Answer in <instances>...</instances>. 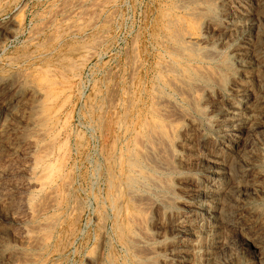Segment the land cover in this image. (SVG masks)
Segmentation results:
<instances>
[{"label":"rangeland","instance_id":"1","mask_svg":"<svg viewBox=\"0 0 264 264\" xmlns=\"http://www.w3.org/2000/svg\"><path fill=\"white\" fill-rule=\"evenodd\" d=\"M102 1L104 5H101L103 4ZM196 1L0 0V131L2 130L0 132V264H206V262H204L206 259H204L203 255L201 254H203V250L204 252H212V249L215 245H217L216 249L218 250L213 251L212 253V256L215 257V259L212 257V264H264V128H262L264 127V121L261 123V125L263 124L262 126H260V124L253 125L251 127L248 126L245 129L247 132L244 130L245 133H243L241 137L242 140L238 143V149L241 147V150L239 149L240 152L238 155H243L242 157L246 161H251V164L248 162L251 165L250 170H252V174L256 175L258 183H261V185L258 184V186L252 188L250 191L248 190V192L241 190V188L236 190L237 195L239 196L238 198L240 199L239 200L237 198L238 201H243V203H245L247 206L244 212V214L247 216L245 217L246 220L244 219L241 221V223L236 227L223 231L226 232V234L222 232L224 235L220 234L218 238L219 240L216 239L217 242L215 241V244H213L211 238V240L209 238H205L203 245L204 248L197 251H192L193 249L191 251H184L181 249L180 244L182 243L179 241L181 240V230L175 227V225L183 219V215H185V212L188 209L185 208V206L189 207L188 204H190L192 201L191 198H193V196L191 193H194L192 191L200 185L199 181L201 177H203V174L210 170L208 166L209 164L204 159L207 157L205 155L211 156V154L216 149V146H218V141L222 139V128L221 126L219 127V125L224 115L219 111L218 106L215 105L220 99H222L220 101H228L229 99L234 98L235 95L239 96L242 93V90L246 87H249V85L253 88L252 90L256 89L258 87L259 80L262 81V86L259 88V92H263L264 89V58H262L263 61L261 60L258 66H254V68L243 66L242 63H238V60L236 61L235 58L238 55L236 50H238V42L240 47V41L236 40V42H231L232 44L230 43L229 46H232L233 49L229 47L226 49L228 53L233 54L232 57H227L226 55H224V57H204L207 49L209 46H211H206L207 44H205V42L211 39L210 37L213 34V29L218 25L217 22H224V17H226L225 11H229L231 9L233 4V2H231L232 0H220V5H216V3L211 2L210 4L205 0ZM197 8L204 10L206 9V11H208V13L210 12L211 14H208L209 20H206V23H201L199 30L193 31L188 24V14L192 11V9L195 10ZM92 9L93 11H91ZM112 11L114 14H112ZM143 14L145 16H143ZM79 17L82 18L78 19ZM171 21L172 25H169L168 23ZM208 27H210L209 30L206 29ZM211 27L214 28L212 29ZM73 28L76 31H74ZM184 29L186 32L183 31ZM174 30H178L179 32L182 31L181 34L187 33L188 31L193 33L195 37L202 41H200L201 45H199L200 51L197 54L189 55L182 62L173 57L172 54H170L171 50L173 48L180 47L177 43H175V40L179 41V39L173 37ZM205 32L207 33L206 35ZM97 36L99 39L102 36L101 40L95 39ZM228 37L229 36H226V39L230 38ZM135 39L137 41H135ZM205 39L207 40L205 41ZM130 41H134V43H131ZM95 43H98L99 45ZM162 43H164V45ZM38 44L41 45L39 46ZM170 45L171 48H168ZM219 48L222 47L219 46ZM125 52L127 53L125 54ZM126 60L128 61L126 62ZM166 61H168L167 63H172L174 66H179L178 68L181 71H179V74L177 75L178 79L176 76L169 73L168 76H165L163 68H161L159 65H162L163 67ZM180 63L182 65H180ZM203 65H205V68L206 66H210L212 68H207L208 71H210L209 73L211 76L209 75L207 69L205 70ZM131 67L133 68V72H136L135 74L133 72L131 74ZM196 68L198 70H196ZM215 69L216 71L218 70V73L215 72ZM252 69H254V71ZM256 69L260 71L257 72ZM57 70L61 72V76ZM199 71H201V73ZM194 73H196V75L199 73L200 75L196 76ZM113 74L116 76H113ZM63 75L64 77H62ZM245 75H250V80H252L254 76V79L247 82L244 77ZM255 75L258 78L261 76V78L258 79ZM130 76L132 78L134 77L132 81L129 79L131 78ZM168 79L171 82L177 79V82H179L178 87L180 91L178 88L172 86ZM7 82L10 84L9 87H7L9 85ZM217 82L219 84L216 85ZM196 84H198L199 87ZM218 85L221 86L219 87ZM111 86H113V88ZM181 88L185 91H182ZM196 91L198 95L196 94ZM216 91L220 94H218ZM11 93L13 96H11ZM115 93H117L116 96ZM189 93L192 95L190 96ZM46 94L49 95L47 96ZM177 94L178 96L180 94V96L178 97ZM152 95L154 96V99H151ZM196 95L198 96V100ZM237 96H235L234 100H237ZM257 96L258 100H260V107L264 111V97H259V93ZM112 97L115 98L112 99ZM157 97L158 99H156ZM164 97H166L167 102ZM50 99H52L53 102H51ZM214 100H217V102ZM22 101L25 103L23 105L24 107L22 106ZM48 101L50 102L48 103ZM64 102L66 104H64ZM171 103H173L174 106ZM58 107H61V109ZM154 107L161 108L160 111L162 114H158L159 109H154ZM168 108H172V112L170 111L168 113L166 111V109L169 111ZM153 109L157 110V113H155ZM55 111H57V113ZM175 113L176 117H178V119L175 118L176 121L172 120L173 118L171 119V117H173L172 114L175 115ZM166 114H170L172 116H166ZM183 114L185 116H183ZM39 115H41V120L40 117H38ZM120 117H122L124 120V127H117L118 125L116 126V123H119L118 121ZM38 118L40 123L39 121L37 122ZM169 118L170 120H168ZM108 119L112 120L111 123L108 122L107 124V121H109ZM155 119L156 121H154ZM145 121L148 122L147 124H149L148 130L146 129L147 124ZM159 121L161 123H159ZM163 122L168 124H164ZM102 123H104V125ZM215 124H217V127H215ZM86 125H89V128ZM110 125L111 130L109 129ZM162 125L163 127L167 125L166 128L171 130L169 133L171 134V137L173 136L172 138L170 137V134L165 131L166 128H162ZM60 127L62 128L59 131L61 135L57 132ZM173 127L174 130L171 129ZM39 128H41V130H39ZM152 128H154L155 131L152 130ZM255 129H257V131H255ZM44 130L47 132L45 133ZM197 130L198 132H195ZM31 131L33 134H31ZM107 131L108 133L110 132V135L107 133ZM148 131H151L153 135L152 138L151 133ZM114 132L115 135L112 136ZM136 132L140 133H138L140 138L137 136V139H139V147H137L138 145H135V143H137V140L135 142ZM42 133H45L46 135ZM37 134L40 136L43 135L41 136L43 139L41 140V138H38L40 136ZM122 134L124 136H122ZM34 136H36V138ZM53 138L57 140L55 141ZM182 138L186 139L183 140ZM63 139L64 142H62ZM156 139L167 142L162 144V141L159 143L160 141H156ZM170 139L173 140L170 142ZM48 140L49 145L47 143ZM111 140L114 141L111 143ZM50 141H52V144L53 141L54 143L58 141L59 142L56 145L53 144L55 145L53 146ZM61 142L64 145L60 144ZM141 142L143 144V148L140 146L142 145ZM156 142L158 143L157 145ZM151 143H153V147L150 146ZM59 144L61 146H59ZM179 144L182 146L184 145V147L182 148V146ZM44 145L47 146L44 147ZM128 145H130V147H128ZM165 145H168L167 147L168 149L170 147V149L167 150ZM48 146L49 148L50 146L53 148H50L49 150ZM57 146L62 149H60V152L58 151L59 153L57 152ZM40 147H44L46 150L48 149L49 152L46 154L45 152L48 150L46 151ZM64 147L66 149L63 150ZM101 147H103L102 150ZM108 147L111 148L109 149L110 152L107 151ZM189 147L190 149H188ZM98 148L100 149L98 150ZM132 148L134 150H132ZM86 149H88L89 152ZM103 149L106 151H103ZM145 150L152 152L149 153ZM162 150L164 151V154ZM192 150L193 152H191ZM42 151L45 153L44 155L40 154L43 153ZM50 151H52L51 153L53 155H49ZM189 151L194 154L192 155ZM203 152L205 154H203ZM259 153L261 154L259 155ZM39 154L42 157H45V155L49 156L45 159L40 157L41 160H38ZM150 154H153L155 158L150 157ZM147 155L148 157L146 158ZM198 155H201V160ZM255 155H259L261 158L259 156L255 157ZM56 156H58V158H56ZM104 156H106V158ZM159 156L162 159H166L162 160L159 158ZM253 156L255 157V160ZM59 157L63 159H60ZM142 157L145 158V161ZM51 158L52 160H50ZM152 159H155L154 163ZM202 159L206 164L202 161ZM156 160H159L160 162H157ZM36 161H38L39 164H37ZM34 162L36 163V167L34 166ZM146 162H148L150 165H148ZM49 163L52 165L49 166ZM169 163L172 169H170L171 167H169ZM193 163H197L195 168H192L194 167ZM159 164L163 169L165 167V170L160 168ZM52 166H54V168ZM60 166L62 167L61 169ZM167 166L169 167V170ZM70 170H72V172ZM254 171L256 172L253 173ZM54 173H56L58 176ZM152 173L154 176L151 175ZM50 175L51 178L49 180L51 182L48 180ZM112 176L117 179V188L112 186ZM67 179L69 180L67 181ZM70 179H72V181ZM43 180L45 182H43ZM152 182L154 183L152 184ZM155 183L158 184L155 186ZM39 184L43 187L41 188ZM66 184L70 185V188ZM171 189L174 192H172ZM50 190L53 192L55 191L56 193H54L56 195L53 196L54 193ZM68 190L72 191L73 193L71 194V192ZM152 190L153 192H151ZM101 194H103V196ZM239 194L242 196L240 197ZM48 196L50 198H48ZM113 196L115 198H113ZM134 196L140 201L133 199ZM137 196H142L145 198V200L144 198L141 199ZM147 196L149 198L151 197L152 200H149ZM159 197L162 201L166 202L165 200H167V202L164 203L160 201ZM73 198L76 199L74 202ZM134 200L136 203H134ZM77 201L78 203H82H79L80 206L82 205V209ZM147 201H150V204ZM236 202L237 201L235 200L234 204L238 203ZM141 203L142 205H140ZM180 205L181 207H179ZM138 206L140 208L142 207L141 209L143 210L139 209ZM247 208H249V210ZM173 211H175V213H173ZM134 213L135 215H133ZM128 214H131V216H128ZM135 216L136 220L139 219L137 220V223L135 222L136 220H134ZM129 219H131V222ZM52 220H55V222ZM132 221H134V223H132ZM46 223H50V226ZM39 224V228L41 230L38 229L37 225ZM243 224H245L247 227H244L245 225ZM44 225L45 227L48 225V228H45ZM261 226L263 227L260 228ZM35 227H37V229H34ZM50 227L51 229H49ZM239 227L242 229L239 230ZM258 227L260 229H258ZM176 230H178V232H176ZM50 234L52 235L50 236ZM39 235H41L40 239ZM36 237L39 239L38 241L41 240L42 243L39 242L38 244L37 239H35ZM136 238L140 239L142 242ZM30 239H33V241L35 240L36 242L34 241V243H36V245L33 244V241L31 242ZM134 240H138L139 242H135ZM143 241L145 243H143ZM134 244L137 246L135 245L134 247ZM133 249H136L137 252ZM153 250L155 251V254H152ZM149 252L151 255L148 254ZM261 253L263 255H261ZM190 254L193 256V258L190 256ZM197 257H201L200 259L198 258L200 261L196 260ZM189 258H192V261ZM213 260L215 261L213 262Z\"/></svg>","mask_w":264,"mask_h":264},{"label":"bare ground","instance_id":"2","mask_svg":"<svg viewBox=\"0 0 264 264\" xmlns=\"http://www.w3.org/2000/svg\"><path fill=\"white\" fill-rule=\"evenodd\" d=\"M155 1V0H154ZM164 1V0H163ZM196 1V0H195ZM205 1H207V2H211V3H216V5H218L219 4V1L220 0H205ZM223 1V0H222ZM227 1V0H226ZM166 2H168V1H166ZM179 2H181V1H179ZM178 2V3H179ZM197 2V1H196ZM231 2H233V4H232V6H231V9L229 10V11H225V15H226V17H224V22L222 23V22H217L218 23V25H217V27L216 28H212L213 29V34H212V36L210 37L211 39H209L208 41H206L207 39H205V44H207L206 46H209V45H211V46H209V48L207 49V52L205 53V58L207 57V58H211L212 56L213 57H215V56H219V57H224V55H226L227 57H232L233 56V54H230V53H228L227 51H226V49L229 47V48H232V46H229L230 45V43L231 42H236V40L237 41H240L241 42V44H240V47H239V42H238V50H236L237 51V57L235 58V60L238 62V63H242L243 64V66H249V67H253L254 68V66L256 67V66H258V64L260 63V61L262 60V58H264V0H248V1H246V0H232ZM102 3H103V1H102ZM210 3V4H211ZM95 4V3H94ZM100 4V3H99ZM192 4V3H191ZM190 4V5H191ZM228 4H229V2H228ZM96 5H98V4H96ZM101 5H104V3L103 4H101ZM106 5V4H105ZM116 5H118V4H116ZM177 5V4H176ZM195 5V4H194ZM214 5V4H213ZM220 5V4H219ZM223 5V4H222ZM93 6V5H92ZM164 6V5H163ZM170 6V5H169ZM113 7V6H112ZM121 7V6H120ZM162 7V6H161ZM175 7V6H174ZM186 7V6H185ZM221 7V6H220ZM228 7H229V5H228ZM80 8V7H79ZM168 8V7H167ZM179 8H180V6H179ZM182 8H183V6H182ZM187 8V7H186ZM232 8H235V9H232ZM185 9V8H184ZM210 9V8H209ZM229 9V8H228ZM145 10V9H144ZM144 10H143V12H144ZM91 11H93V9L91 10ZM100 11V10H99ZM114 11V10H113ZM113 11H112V14H114L113 13ZM214 11V10H213ZM92 13V12H91ZM121 13V12H120ZM120 13H119V15H120ZM93 14V13H92ZM111 14V15H112ZM118 14V13H117ZM139 14V13H138ZM208 14H211L210 12L208 13V11H206V9L204 10V9H195V10H193L192 9V11L188 14V16H189V27H191V30H193V31H197V30H199L200 29V27H201V23H204L206 20L208 21L209 20V15ZM217 14V13H216ZM223 14H224V11H223ZM91 15V14H90ZM122 15V14H121ZM96 16V15H95ZM143 16H145L144 14H143ZM149 16H151V15H149ZM215 16V15H214ZM224 16V15H223ZM80 18H82V17H79L78 19H80ZM111 18H112V16H111ZM111 18H109V19H111ZM144 18V17H143ZM180 18V17H179ZM211 18V17H210ZM90 19V18H89ZM105 19V18H104ZM114 19V18H113ZM121 19V18H120ZM182 19V18H181ZM93 20V19H92ZM81 21V20H80ZM79 21V22H80ZM96 21V20H95ZM108 21V20H107ZM106 21V22H107ZM117 21V20H116ZM223 21V20H222ZM86 22V21H85ZM124 22V21H123ZM174 22H175V20H174ZM210 22H212V21H210ZM215 22V23H216ZM115 23V22H114ZM120 23V22H119ZM149 23H150V21H149ZM172 23V21L170 22V23H168L169 25H172L171 24ZM177 23V22H176ZM206 23V22H205ZM71 24V23H70ZM79 24V23H78ZM167 24V25H168ZM209 24V23H208ZM213 24V23H212ZM215 25V24H214ZM92 26V25H91ZM114 26V25H113ZM143 26V25H142ZM148 26V25H147ZM210 26V25H209ZM70 27V26H69ZM178 27H180V26H178ZM125 28V27H124ZM149 28V27H148ZM172 28V27H171ZM209 28L210 27H208V28H206V29H208L209 30ZM58 29V28H57ZM74 29V28H73ZM123 29V28H122ZM169 29V28H168ZM204 29V28H203ZM78 30V29H77ZM68 31H70V30H68ZM74 31H76L75 29H74ZM73 31V32H74ZM122 31V30H121ZM148 31V30H147ZM183 31H185V29L183 30ZM71 32V31H70ZM106 32V31H105ZM116 32V31H115ZM167 32V31H166ZM182 32V31H181ZM181 32H179L178 30H174V32H173V37L174 38H176V39H179V41L178 40H175L176 42L175 43H177L180 47L179 48H173L172 50H171V53L170 54H172V56L173 57H175L177 60H179V61H184L189 55H193V54H197L199 51H200V49H199V45H201V43H200V39L199 38H197V37H195L194 35H193V33H191L190 31H188L187 33H182L181 34ZM186 32V31H185ZM210 32H212V31H210ZM209 32V33H210ZM203 33V32H202ZM61 34V33H60ZM62 34H63V32H62ZM61 34V35H62ZM137 34V33H136ZM207 33L205 32V35H206ZM72 35V34H71ZM127 35V34H126ZM230 35H232V36H230ZM59 36V35H58ZM77 36V35H76ZM160 36V35H159ZM163 36V35H162ZM226 36H229L228 38L229 39H226ZM70 37V36H69ZM102 37V36H101ZM101 37H100V39H99V37L97 36V38H95V39H99V40H101ZM136 37V36H135ZM147 37H148V35H147ZM171 38H172V35H171ZM59 39V38H58ZM49 40H52V39H49ZM49 40H47V41H49ZM149 40V39H148ZM173 40V39H172ZM135 41H137L136 39H135ZM145 41V40H144ZM178 41V42H177ZM102 42V41H101ZM131 43H134V41L132 42V41H130ZM142 42V41H141ZM202 42V41H201ZM100 43V42H99ZM154 43V42H153ZM42 44V43H41ZM40 44V45H41ZM60 44V43H59ZM95 44H98V43H95ZM101 44V43H100ZM163 45H164V43H162ZM202 44H204V43H202ZM232 44V43H231ZM39 45V44H38ZM39 45V46H40ZM57 45H58V42H57ZM91 45V44H90ZM94 45V44H93ZM99 45V44H98ZM182 45H183V48H182ZM36 46V45H35ZM135 46V45H134ZM137 46V45H136ZM140 46V45H139ZM150 46V45H149ZM219 46H221L222 48H219ZM95 47V46H94ZM167 47V46H166ZM202 47V46H201ZM235 47V46H234ZM128 48V47H127ZM127 48H126V50H127ZM130 48V47H129ZM168 48H171V45H170V47H168ZM236 48V47H235ZM57 49V48H56ZM134 49H135V47H134ZM133 49V50H134ZM158 49V48H157ZM160 49V48H159ZM167 49V48H166ZM233 49V48H232ZM90 50V49H89ZM94 50V49H93ZM235 50V49H234ZM234 50H231V51H234ZM34 51V50H33ZM92 51V50H91ZM128 51V50H127ZM162 51V50H161ZM164 51V50H163ZM230 51V52H231ZM235 51V52H236ZM93 52V51H92ZM165 52V51H164ZM40 53V52H39ZM88 53H90V52H88ZM127 52H125V54H126ZM133 53V52H132ZM232 53V52H231ZM41 54V53H40ZM92 54V53H91ZM94 54V53H93ZM100 54V53H99ZM115 54V53H114ZM236 54V53H235ZM30 55V54H29ZM62 55V54H61ZM134 55H135V53H134ZM22 56H24V55H22ZM39 56V55H38ZM37 56V57H38ZM47 56V55H46ZM88 56H90V55H88ZM126 56V55H125ZM26 57V56H25ZM148 57V56H147ZM155 57V56H154ZM203 57V56H202ZM89 58V57H88ZM134 58V57H133ZM139 58V57H138ZM137 58V59H138ZM157 58H159V57H157ZM196 58V57H195ZM66 59V58H65ZM129 59V58H128ZM170 59V58H169ZM225 59V58H224ZM11 60H12V58H11ZM30 60V59H29ZM176 60V61H177ZM190 60H194V59H190ZM189 60V61H190ZM196 60V59H195ZM57 61V60H56ZM61 61V60H60ZM63 61V60H62ZM125 61V60H124ZM128 60H126V62H127ZM133 61H134V59H133ZM188 61V60H187ZM221 61V60H220ZM220 61H218V62H220ZM263 61V60H262ZM136 62V61H135ZM168 61H166V63H167ZM133 63V62H132ZM158 63V62H157ZM165 63V65L162 67V65H159V66H161V68H163V72H164V74H165V76H168V73L169 74H172V75H174V76H176L177 77V79H178V74H179V71H181V70H179V66L177 67V66H174L172 63H167L166 64ZM38 64V63H37ZM70 64V63H69ZM126 64H128V63H126ZM140 64V63H139ZM226 64H227V61H226ZM71 65H72V63H71ZM74 65V64H73ZM180 65H182L181 63H180ZM232 65V64H231ZM80 66V65H79ZM79 66H77V67H79ZM119 66V65H118ZM117 66V67H118ZM122 66V65H121ZM148 66V65H147ZM184 66H186V65H184ZM205 65H203V67H204ZM217 66V65H216ZM234 66V65H233ZM232 66V67H233ZM238 66H240V65H238ZM261 66V65H260ZM259 66V67H260ZM192 67L194 68V66L192 65ZM208 67H210V66H208ZM207 66H206V68H205V70L208 68ZM218 67V66H217ZM258 67V68H259ZM136 68H137V66H136ZM211 68V67H210ZM222 68V67H221ZM231 68V67H230ZM234 68V67H233ZM123 69V68H122ZM159 69V68H158ZM212 69V68H211ZM219 69V68H218ZM229 69V68H228ZM245 69V68H244ZM259 69H261V68H259ZM263 69H264V66H263ZM262 69V70H263ZM56 70V69H55ZM65 70V69H64ZM68 70V69H67ZM116 70V69H115ZM131 70L132 71H130L131 72V74H132V72H133V68L131 67ZM135 70V69H134ZM161 70V69H160ZM196 70H198L197 68H196ZM233 70V69H232ZM241 70V69H240ZM239 70V71H240ZM250 70V69H249ZM253 71H254V69H252ZM257 70V69H256ZM58 71V70H57ZM66 71V70H65ZM69 71H71V70H69ZM136 71V70H135ZM207 71H208V69H207ZM218 71V70H217ZM216 71V69H215V72H217ZM243 71V70H242ZM258 71H260V70H257V72ZM59 72V74L61 73L60 71H58ZM109 72V71H108ZM115 72V71H114ZM119 72V71H118ZM200 73H201V71H199ZM210 71H208V73H209ZM249 72V71H248ZM247 72V73H248ZM257 72H255V73H257ZM263 72V71H262ZM70 73V72H69ZM117 73V72H116ZM134 74L136 73V72H133ZM204 73V72H203ZM218 73V72H217ZM225 73V72H224ZM58 74V73H57ZM154 74V73H153ZM243 74V73H242ZM246 74V73H245ZM251 74V73H250ZM192 75V74H191ZM194 75H196V73H194ZM200 74L198 73L196 76H199ZM209 75H210V73H209ZM214 75V74H213ZM218 75V74H217ZM257 75H259V74H257ZM53 76H54V74H53ZM60 76H61V74H60ZM107 76H108V73H107ZM113 76H116V75H114L113 74ZM180 76H182V75H180ZM203 76H205V75H203ZM211 76V75H210ZM209 76V77H210ZM215 76V75H214ZM230 76V75H229ZM238 76V75H237ZM256 76V75H255ZM58 77V76H57ZM62 77H64V75L62 76ZM131 77V76H130ZM187 77V76H186ZM241 77V76H240ZM243 77V76H242ZM245 77V79L247 80V82H249V81H252L253 79H254V76H253V78H252V80H250L249 79V77H250V75L249 76H244ZM257 77V76H256ZM54 78H55V76H54ZM108 78V77H107ZM114 78V77H113ZM134 78V77H133ZM132 77L131 78H129V79H131V81H132V79H133ZM168 78V77H167ZM205 78V77H204ZM220 78V77H219ZM227 78V77H226ZM231 78H233V77H231ZM258 78V77H257ZM257 78H256V80H257ZM260 78H261V76H260ZM260 78H258V79H260ZM153 79V78H152ZM165 79V78H164ZM177 79H175L174 81H170L169 79V81L171 82V85L172 86H174L175 88H178V90H179V82H177ZM191 79V78H190ZM196 79V78H195ZM201 79V78H200ZM211 79H212V77H211ZM214 79H217V78H214ZM223 79V78H222ZM264 79V78H263ZM8 80V79H7ZM162 80V79H161ZM172 80V79H171ZM234 80V79H233ZM246 80H245V82H246ZM130 81V80H129ZM216 81H218V80H216ZM219 81H220V79H219ZM218 81V82H219ZM151 82V81H150ZM154 82V81H153ZM165 82H167V81H165ZM181 82V81H180ZM216 83V85L217 84H219V83ZM239 82H240V80H239ZM8 84H9V82H7ZM28 83V82H27ZM132 83V82H131ZM145 83V82H144ZM155 83V82H154ZM202 83V82H201ZM237 83V82H236ZM235 83V84H236ZM255 83V82H254ZM263 83H264V81H263ZM117 84V83H116ZM133 84V83H132ZM184 84H185V82H184ZM187 84V83H186ZM207 84V83H206ZM232 84H234V83H232ZM239 84V83H238ZM241 84V83H240ZM245 84V83H244ZM244 84H243V87H244ZM250 84H252V83H250ZM256 84V83H255ZM262 84V81H260L259 80V82H258V87L256 88V89H254V90H252L253 88L249 85V87H246V88H244L243 90H242V93L239 95V96H237V95H235V96H237L236 97V99L237 100H234V98H235V96H234V98H232V99H229L228 101H220V100H222V99H220L219 100V102L215 105V106H218V109H219V111L221 112V113H223V115H224V117H223V119H222V121L220 122V125H219V127L221 126V128H222V131H221V134H222V139H220L219 141H218V146H216V149L214 150V152L211 154V156L209 157L208 155H205V156H207L206 158H204L205 159V161L209 164L208 166H209V168H210V170H208L209 172H210V174H209V172L208 171H204L205 172V174H203V177H201L200 175V177H201V179H200V181H199V183H200V185L196 188V185H195V188L196 189H194L192 192H194V193H191V195L193 196V198H191L192 199V201L190 202V204H188L189 205V207H186L185 206V208H188L187 209V211L185 212V215H183V219L182 220H180L179 222H178V224H176L175 225V227L176 228H178L179 230H181V240H179L182 244H180V246H181V249H183L184 251H191L192 249V251H194V250H202L203 248H204V240H205V238H211L212 239V241H213V244H215V241L217 242V240L216 239H218L219 238V235L220 234H222V235H224V234H226V232H223V231H225V230H228V229H231V228H233V227H236L238 224H240L241 223V221H243L244 219L246 220V218L245 217H247L245 214H244V212H245V208L247 207L246 206V204L245 203H243V201L241 202V201H238V195H237V192H236V190L237 189H240L241 188V190H244V191H247L248 192V190L250 191L252 188H254V187H256V186H258V184H260L261 185V183H258V179H257V177H256V175L255 174H252V170H250L251 169V161L249 162L248 160L246 161L240 154V157H239V155H238V153L240 152L239 151V149L241 148H239L238 149V143L242 140V135H243V133H245L244 132V130L248 127V126H253V125H257V124H260V126H262L261 125V123L264 121V111L261 109V107H260V103H259V101L260 100H258V93H259V97H264V94H263V92H264V89H263V92H259V88L262 86L261 85ZM3 85V84H2ZM4 85H5V83H4ZM13 85V84H12ZM17 85V84H16ZM148 85V84H147ZM156 85V84H155ZM196 85H198V84H196ZM213 85V84H212ZM246 85H248V84H246ZM10 86V84L7 86V87H9ZM117 86V85H116ZM124 86V85H123ZM132 86V85H131ZM187 86V85H186ZM219 87L221 86V85H218ZM239 86V85H238ZM4 87V86H3ZM15 87V86H14ZM112 88H113V86H111ZM128 87V86H127ZM126 87V88H127ZM130 87V86H129ZM163 87V86H162ZM168 87V86H167ZM198 87H199V85H198ZM203 87V86H202ZM201 87V88H202ZM205 87V86H204ZM230 87H232V86H230ZM229 87V88H230ZM234 87V86H233ZM240 87V86H239ZM263 87H264V84H263ZM133 88V87H132ZM158 88V87H157ZM156 88V89H157ZM190 88V87H189ZM222 88V87H221ZM6 89V88H5ZM15 89V88H14ZM115 89H116V87H115ZM155 89V90H156ZM182 89V88H181ZM233 89V88H232ZM240 89H242V88H240ZM239 89V90H240ZM2 90V89H1ZM7 90H8V88H7ZM101 90V89H100ZM161 90V89H160ZM197 91H199L198 89H196ZM238 90V91H239ZM260 90H262V89H260ZM125 91V90H124ZM171 91V90H170ZM180 91V90H179ZM182 91H185L184 89H182ZM194 91V90H193ZM197 91H196V94H197ZM207 91V90H206ZM217 91H218V89H217ZM216 91V92H217ZM235 91V90H234ZM237 91V92H238ZM6 92V91H5ZM4 92V93H5ZM131 92V91H130ZM195 92V91H194ZM200 92H201V90H200ZM208 92V91H207ZM1 93V92H0ZM9 93V92H8ZM14 93V92H13ZM16 93V92H15ZM21 93V92H20ZM43 93H44V91H43ZM114 93V92H113ZM125 93V92H124ZM177 93V92H176ZM180 93V92H179ZM183 93H185V92H183ZM209 93V92H208ZM218 93V92H217ZM234 93V92H233ZM239 93V92H238ZM3 94V93H2ZM24 94V93H23ZM39 94V93H38ZM95 94V93H94ZM116 94L117 93H115V96H116ZM166 94V93H165ZM175 94V93H174ZM187 94V93H186ZM200 94V93H199ZM218 94H220V93H218ZM8 95H10V94H8ZM15 95V94H14ZM18 95V94H17ZM20 95V94H19ZM22 95V94H21ZM47 95V94H46ZM49 95V94H48ZM47 95V96H48ZM110 95V94H109ZM129 95H130V93H129ZM151 95V94H150ZM188 95V94H187ZM186 95V96H187ZM189 95L191 96L192 94H190L189 93ZM198 95V94H197ZM196 95V97H197V100H198V96ZM207 95V94H206ZM205 95V96H206ZM234 95V94H233ZM11 96H13L12 95V93H11ZM40 96V95H39ZM113 96H114V94H113ZM125 96V95H124ZM132 96V95H131ZM165 96V95H164ZM168 96V95H167ZM171 96V95H170ZM177 96H178V94H177ZM179 96H180V94H179ZM178 96V97H179ZM200 96V95H199ZM216 96V95H215ZM219 96V95H218ZM5 97H7V96H5ZM16 97V96H15ZM22 97V96H21ZM154 96L152 95V97H151V99L153 98ZM184 97V96H183ZM212 97V96H211ZM217 97V96H216ZM221 97V96H220ZM232 97V96H231ZM230 97V98H231ZM2 98V97H1ZM10 98V97H9ZM115 98V97H114ZM113 97H112V99H114ZM162 98V97H161ZM165 99H166V97H164ZM168 98V97H167ZM187 98V97H186ZM190 98H192V97H190ZM8 99V98H7ZM6 99V100H7ZM19 99H21V98H19ZM109 99H111V98H109ZM136 99V98H135ZM141 99V98H140ZM154 99V98H153ZM156 99H158V97L156 98ZM160 99V98H159ZM164 99V100H165ZM183 99V98H182ZM196 99V98H195ZM211 99V98H210ZM263 99V98H262ZM261 99V100H262ZM5 100V99H4ZM51 100V102H53L52 101V99H50ZM56 100V99H55ZM184 100V99H183ZM182 100V101H183ZM203 100H205V99H203ZM213 100V99H212ZM20 101V100H19ZM158 101V100H157ZM159 101H162V100H159ZM173 101V100H172ZM195 101V100H194ZM215 101V100H214ZM4 102V101H3ZM50 101H48V103H49ZM114 102V101H113ZM126 102V101H125ZM128 102V101H127ZM154 102V101H153ZM166 102H167V99H166ZM189 102V101H188ZM193 102V101H192ZM215 102H217V100L215 101ZM261 102H263V101H261ZM22 103H23V101H22ZM22 103H20V104H22ZM47 103V102H46ZM114 103H116V102H114ZM131 103V102H130ZM134 103V102H133ZM147 103V102H146ZM145 103V104H146ZM155 103V102H154ZM157 103V102H156ZM163 103V102H162ZM190 103H191V101H190ZM189 103V104H190ZM197 103V102H196ZM201 104H203L202 102H200ZM15 104H16V101H15ZM25 103H23L22 104V106L24 105ZM44 104V103H43ZM55 104V103H54ZM64 104H66L65 102H64ZM109 104V103H108ZM173 106H174V104L173 103H171ZM171 104H169V105H171ZM181 104H182V102H181ZM198 104H199V102H198ZM206 104V103H205ZM9 105V104H8ZM114 105V104H113ZM117 105V104H116ZM129 105V104H128ZM144 105V104H143ZM171 105V106H172ZM184 105V104H183ZM262 105V104H261ZM63 106H65V105H63ZM92 106V105H91ZM96 106V105H95ZM121 106V105H120ZM165 106V105H164ZM164 106H162V107H164ZM176 106V105H175ZM186 106V105H185ZM201 106H203V105H201ZM6 107H9V106H6ZM21 107V106H20ZM24 107V106H23ZM93 107H94V105H93ZM92 107V108H93ZM129 107V106H128ZM127 107V108H128ZM196 107V106H195ZM263 107V106H262ZM38 108H39V106H38ZM58 108H60L61 109V107H58ZM101 108V107H100ZM106 108H108V107H106ZM111 108V107H110ZM112 108L114 109V107L112 106ZM127 108H126V110H127ZM178 108V107H177ZM180 108V107H179ZM188 108H189V106H188ZM192 108V107H191ZM15 109H16V107H15ZM59 109V110H60ZM90 109V108H89ZM94 109V108H93ZM154 109H159L158 110V114H162V112L160 111V109L161 108H155L154 107ZM153 109V110H154ZM169 109V108H168ZM172 109V108H171ZM171 109H169V111L166 109V111L169 113L170 111H171ZM194 109V108H193ZM209 109V108H208ZM19 110V109H18ZM39 110V109H38ZM58 110V109H57ZM162 110H163V108H162ZM173 110V109H172ZM175 110V109H174ZM177 110V109H176ZM178 110H180V109H178ZM190 110V109H189ZM192 110V109H191ZM5 111V110H4ZM12 111V110H11ZM94 111V110H93ZM155 111V113H157V110H154ZM164 111V110H163ZM166 111H165V113H166ZM186 111H188V110H186ZM2 112V111H1ZM37 112V111H36ZM41 112V111H40ZM56 113H57V111H55ZM54 112V113H55ZM97 112V111H96ZM104 112V111H103ZM159 112H161V113H159ZM172 112V111H171ZM176 112V111H175ZM191 112V111H190ZM5 113V112H4ZM53 113V114H54ZM119 113V112H118ZM154 113V114H155ZM182 113V112H181ZM37 114V113H36ZM41 114V113H40ZM46 114V113H45ZM44 114V115H45ZM85 114V113H84ZM87 114H88V112H87ZM110 114V113H109ZM126 114V113H125ZM164 114V113H163ZM171 114V113H170ZM170 114H168L169 116H172L173 115V117H171V119L172 120H175V118H177L178 119V117H176V113H175V115L174 114H172V115H170ZM178 114V113H177ZM185 114V113H184ZM183 114V116H185ZM190 114V113H189ZM188 114V115H189ZM201 114H202V112H201ZM208 114H210V113H208ZM41 115H43V114H41ZM41 115H39L38 117H40ZM127 115V114H126ZM165 115V114H164ZM167 114H166V116H168ZM179 115V114H178ZM181 115V114H180ZM186 115H187V113H186ZM200 115V114H199ZM71 116V115H70ZM110 116H111V114H110ZM124 116V115H123ZM138 116V115H137ZM160 116V115H159ZM162 116V115H161ZM165 116V117H166ZM175 116V117H174ZM4 117V116H3ZM86 117H87V115H86ZM109 117V116H108ZM112 117V116H111ZM110 117V118H111ZM126 117V116H125ZM154 117V116H153ZM164 117V116H163ZM181 117V116H180ZM191 117V116H190ZM44 118V117H43ZM88 118H89V116H88ZM192 118V117H191ZM196 118V117H195ZM201 118V117H200ZM115 119V118H114ZM185 119V118H184ZM197 119V118H196ZM207 119H208V117H207ZM6 120V119H5ZM36 120V119H35ZM40 120H41V117H40ZM92 120V119H91ZM104 120H105V118H104ZM109 120V119H108ZM111 120L112 119H110L109 121H107V124H108V122H110L111 123ZM145 120V119H144ZM165 120V119H164ZM168 120H170V118L168 119ZM180 120V119H179ZM199 120V119H198ZM39 121V118H38V120H37V122ZM154 121H156V119L154 120ZM176 121V120H175ZM186 121V120H185ZM34 122V121H33ZM43 122V121H42ZM87 122V121H86ZM105 122V121H104ZM115 122V121H114ZM114 122H113V124H114ZM119 123H116V126L117 127H121V126H123L124 125V120H123V118L122 117H120L119 118V121H118ZM146 122V121H145ZM171 122V121H170ZM208 122V121H207ZM39 123H40V121H39ZM44 123V122H43ZM58 123V122H57ZM88 123V122H87ZM87 123H85V124H87ZM99 123V122H98ZM106 123V122H105ZM109 123V124H110ZM141 123V122H140ZM148 122H146V124H147ZM159 123H161L160 121H159ZM164 123V122H163ZM35 124H36V122H35ZM66 124V123H65ZM89 124V123H88ZM103 125H104V123H102ZM155 124V123H154ZM164 124H168V123H164ZM180 124V123H179ZM191 124V123H190ZM194 124V123H193ZM202 124V123H201ZM38 125V124H37ZM49 125V124H48ZM106 125V124H105ZM115 125V124H114ZM149 124H147V127H146V129L148 130V128H149V126H148ZM172 125V124H171ZM177 125V124H176ZM195 125V124H194ZM217 124H215V127H217L216 126ZM8 126H10V125H8ZM31 126H32V124H31ZM35 126V125H34ZM33 126V127H34ZM51 126V125H50ZM56 126V125H55ZM87 126V125H86ZM89 126V125H88ZM87 126V127H88ZM205 126V125H204ZM259 126V127H260ZM264 126V125H263ZM1 127V126H0ZM48 127V126H47ZM93 127V126H92ZM114 127V126H113ZM124 127V126H123ZM129 127V126H128ZM156 127H158V126H156ZM160 127H161V125H160ZM167 127V125L166 126H164L163 127V125H162V128L164 129V128H166ZM172 127V126H171ZM175 127V126H174ZM174 127L173 128H171V129H173L174 130ZM197 127H198V124H197ZM10 128V127H9ZM37 128V127H36ZM89 128V127H88ZM103 128H104V126H103ZM108 128V127H107ZM159 128V127H158ZM186 128V127H185ZM189 128V127H188ZM205 128V127H204ZM211 128V127H210ZM209 128V129H210ZM254 128V127H253ZM261 128V127H260ZM262 128H264V127H262ZM261 128V129H262ZM32 129V128H31ZM38 129V128H37ZM45 129V128H44ZM49 129V128H48ZM48 129H47V131H48ZM56 129V128H55ZM62 128L60 127V129L59 130H57V132L59 133V131L61 130ZM110 130H111V125H110V128H109ZM116 129V128H115ZM115 129H114V131H115ZM177 129V128H176ZM191 129V128H190ZM218 129V128H217ZM257 129H258V127H257ZM257 129H255V131H257ZM30 130V129H29ZM39 130H41V128H39ZM103 130V129H102ZM152 130H154V128H152ZM162 130V129H161ZM168 128H166V132H168L169 133V131H171L170 129L168 130ZM184 130V129H183ZM186 130V129H185ZM2 131V130H1ZM0 131V132H1ZM45 131V130H44ZM47 131H45V133L47 132ZM109 131V130H108ZM108 131H107V133H108ZM139 131V130H138ZM155 131V130H154ZM164 131V130H163ZM189 131V130H188ZM246 131V130H245ZM250 131V130H249ZM248 131V132H249ZM6 132V131H5ZM8 132V131H7ZM32 132V131H31ZM39 132V131H38ZM43 132V131H42ZM49 132V131H48ZM56 132V131H55ZM56 132V133H57ZM95 132V131H94ZM121 132V131H120ZM126 132V131H125ZM149 132V131H148ZM158 132V131H157ZM183 132V131H182ZM182 132H181V134H182ZM195 132H198V130L197 131H195ZM200 132V131H199ZM247 132V131H246ZM4 133V132H3ZM45 133H42V134H45ZM53 133V132H52ZM57 133V134H58ZM65 133V132H64ZM70 133V132H69ZM69 133H68V135H69ZM106 133V132H105ZM110 133V132H109ZM108 133V134H109ZM139 132H136V138H135V142H136V140H137V143H135V145H138V142H139V139H137V136H139V134H138ZM149 133H151V131L149 132ZM148 133V134H149ZM163 133V132H162ZM185 133V132H184ZM201 133V132H200ZM251 133V132H250ZM31 134H33V132L31 133ZM39 134V133H38ZM37 134V135H38ZM41 134V133H40ZM50 134V133H49ZM60 134V133H59ZM58 134V135H59ZM95 134V133H94ZM98 134V133H97ZM96 134V135H97ZM119 134V133H118ZM124 134V133H123ZM122 134V136H124ZM133 134V133H132ZM157 134V133H156ZM170 134V133H169ZM186 134H187V131H186ZM197 134V133H196ZM199 134V133H198ZM220 134V135H221ZM28 135H30V134H28ZM36 135V136H37ZM46 135V134H45ZM56 135V134H55ZM58 135H56V136H58ZM61 135V134H60ZM67 135V134H66ZM105 135H107V134H105ZM104 135V136H105ZM110 135V134H109ZM115 135V132L113 133V135L112 136H114ZM158 135V134H157ZM161 135V134H160ZM165 135V134H164ZM173 135V134H172ZM184 135V134H183ZM189 135V134H188ZM206 135H207V133H206ZM249 135V134H248ZM33 136V135H32ZM36 136H34L35 138H36ZM38 136H40V135H38ZM41 136H43V135H41ZM41 136L40 137H38V138H41ZM50 136V135H49ZM64 136V135H63ZM98 136V135H97ZM145 136V135H144ZM149 136H150V134H149ZM152 133H151V138H152ZM159 136V135H158ZM157 136V137H158ZM167 136V135H166ZM218 136V135H217ZM3 137V136H2ZM52 137H54V136H52ZM107 137H109V136H107ZM156 137V136H155ZM170 137H171V134H170ZM173 137V136H172ZM171 137V138H172ZM37 138V139H38ZM51 138V137H50ZM56 138V137H55ZM62 138V137H61ZM60 138V139H61ZM69 138V137H68ZM104 138V137H103ZM116 138V137H115ZM139 138H140V136H139ZM143 138V137H142ZM141 138V139H142ZM146 138V137H145ZM161 138H163V137H161ZM210 138H211V136H210ZM219 138V137H218ZM244 138V137H243ZM28 139H30V138H28ZM36 139V140H37ZM43 138H41V140H42ZM47 139V138H46ZM52 139V138H51ZM54 139V138H53ZM65 139V138H64ZM64 139H63V141L62 142H64ZM67 139V138H66ZM95 139H96V137H95ZM114 139V138H113ZM159 139H160V137H159ZM183 139V138H182ZM186 139V138H185ZM185 139H183V140H185ZM208 139V138H207ZM39 140V139H38ZM50 140V139H49ZM49 140H48V145H49ZM55 140V139H54ZM57 140V139H56ZM55 140V141H56ZM69 140V139H68ZM108 140H109V138H108ZM171 140H173V139H170V142H171ZM181 140V139H180ZM179 140V141H180ZM182 140V141H183ZM191 140V139H190ZM197 140V139H196ZM203 140V139H202ZM206 140V139H205ZM210 140V139H209ZM218 140V139H217ZM244 140V139H243ZM246 140V139H245ZM40 141V140H39ZM67 141V140H66ZM98 141V140H97ZM114 141V140H113ZM112 140H111V143L113 142ZM141 141V140H140ZM142 141H144V140H142ZM149 141V140H148ZM147 141V142H148ZM154 141H155V138H154ZM156 141H160L159 143H161V141L163 142L162 144H165L167 141H163V140H157L156 139ZM181 141V142H182ZM212 141V140H211ZM214 141V140H213ZM247 141V140H246ZM51 142V144H52V141H50ZM59 142V141H58ZM58 142H56V143H54V141H53V144H57ZM60 143V144H63V143ZM95 142V141H94ZM101 142V141H100ZM198 142V141H197ZM200 142V141H199ZM217 142V141H216ZM38 143V142H37ZM97 143V142H96ZM99 143V142H98ZM110 143V144H111ZM149 143V142H148ZM179 143V142H178ZM182 143H184V142H182ZM187 143V142H186ZM41 144V143H40ZM52 144V145H53ZM59 144V146H61ZM68 144V143H67ZM114 144V143H113ZM112 144V145H113ZM141 144H142V142H141ZM158 143L156 142V145H157ZM244 144V143H243ZM39 145V144H38ZM55 145H53V146H55ZM64 145V144H63ZM63 145H62V147H63ZM97 145H99V144H97ZM107 145V144H106ZM180 146H182L181 144H179ZM178 145V146H179ZM190 145V144H189ZM191 145H192V143H191ZM246 145V144H245ZM42 146V145H41ZM45 146H47V145H44V147ZM59 146H57L58 147V150H57V152L59 151L60 152V149L61 148H59ZM65 146H66V144H65ZM102 146V145H101ZM142 148H143V144L142 145H140ZM145 146H146V144H145ZM150 146H154L153 145V143H151L150 144ZM166 146V145H165ZM168 146V145H167ZM166 146V148H167V150H169L170 149V147H169V149H168V147ZM179 146V147H180ZM205 146V145H204ZM214 146V145H213ZM38 147V146H37ZM44 147H40L41 149H45L46 150V148H44ZM67 147V146H66ZM92 147V146H91ZM110 147H111V145H110ZM110 147H108V150L107 151H109L110 152V150L109 149H111ZM114 147V146H113ZM128 147H130V145H128ZM133 147V146H132ZM137 147H139V145L137 146ZM184 147V145L182 146V148ZM192 147V146H191ZM198 147H199V145H198ZM207 147V146H206ZM211 147V146H210ZM50 148H53V147H51L50 146ZM50 148H49V146H48V149L50 150ZM56 148V147H55ZM55 148H54V150H55ZM93 148V147H92ZM102 148L103 147H101V150H102ZM106 148V147H105ZM135 148H136V146H135ZM147 148H148V144H147ZM162 148V147H161ZM205 148V147H204ZM211 148H213V147H211ZM47 149V150H48ZM64 149H66L65 147L63 148V150ZM88 149H90V148H88ZM88 149H86V150H88ZM100 148H98V150H99ZM113 149V148H112ZM151 149V148H150ZM186 149H187V147H186ZM188 149H190V147L188 148ZM193 149V148H192ZM198 149V148H197ZM201 149V148H200ZM207 149V148H206ZM243 149V148H242ZM46 150V151H47ZM49 150L47 151V152H45L46 154L49 152ZM62 150V149H61ZM127 150V149H126ZM132 150H134L133 148H132ZM157 150V149H156ZM159 150H161V149H159ZM181 150V149H180ZM201 150H203V149H201ZM210 150V149H209ZM209 150H207V151H209ZM212 150V149H211ZM241 150V149H240ZM41 151V150H40ZM39 151V152H40ZM95 151V150H94ZM97 151V150H96ZM103 151H106V150H104L103 149ZM140 151V150H139ZM145 151H147V150H145ZM144 151V152H145ZM163 151V150H162ZM186 151H188V150H186ZM206 151V150H205ZM243 151V150H242ZM43 152V151H42ZM52 151H50V153H49V155H51L52 153H51ZM55 152V151H54ZM58 152V153H59ZM65 152V151H64ZM88 152H89V150H88ZM87 152V153H88ZM137 152V151H136ZM147 152H152V151H147ZM172 152V151H171ZM183 152V151H182ZM181 152V153H182ZM190 152V151H189ZM191 152H193V150L191 151ZM190 152V153H191ZM198 152V151H197ZM44 152L43 153H40L41 155L43 154H45ZM92 153V152H91ZM103 153H105V152H103ZM106 153H108V152H106ZM138 153V152H137ZM142 153V152H141ZM160 153H162V152H160ZM198 153H200V152H198ZM197 153V154H198ZM210 153V152H209ZM40 154H39V158H38V160L40 159V157H42V156H40ZM55 154V153H54ZM95 154H97V153H95ZM148 154V153H147ZM155 154H156V152H155ZM158 154V153H157ZM163 154H164V151H163ZM162 154V155H163ZM179 154V153H178ZM192 154V153H191ZM194 154V153H193ZM192 154V155H193ZM203 154H205L204 152H203ZM250 154V153H249ZM261 153H259V155H260ZM48 155V156H49ZM53 155V154H52ZM58 155H60V154H58ZM94 155V154H93ZM124 155V154H123ZM142 155H143V153H142ZM141 155V156H142ZM145 155H146V153H145ZM151 155V154H150ZM166 155V154H165ZM170 155V154H169ZM259 155H257V156H259ZM47 155H45V157H42V159H45V158H48V156L46 157ZM108 156V155H107ZM172 156V155H171ZM199 156V158H200V156L201 155H198ZM245 156V155H244ZM250 156V155H249ZM256 155H255V157H257ZM61 157V156H60ZM59 157V158H60ZM84 157V156H83ZM99 157H100V154H99ZM105 158H106V156H104ZM134 157V156H133ZM144 157V156H143ZM142 157V158H143ZM148 157V155L146 156V158ZM150 157H153V158H155L154 156H153V154L150 156ZM167 157V156H166ZM182 157V156H181ZM180 157V158H181ZM185 157V156H184ZM254 157V156H253ZM253 157H250V158H253ZM255 157H254V160H255ZM260 157V156H259ZM56 158H58V156H56ZM103 158V157H102ZM159 158L160 159H162L160 156H159ZM168 158V157H167ZM170 158V157H169ZM179 158V157H178ZM188 158V157H187ZM193 158V157H192ZM191 158V159H192ZM198 158V157H197ZM202 158H203V156H202ZM261 158V157H260ZM60 159H63V158H60ZM101 159V158H100ZM151 159V158H150ZM159 159V160H160ZM164 159H166V158H164ZM164 159H162V160H164ZM184 159V158H183ZM247 159V158H246ZM36 160V159H35ZM41 160V159H40ZM50 160H52V158L50 159ZM54 160V159H53ZM99 160V159H98ZM102 160V159H101ZM106 160V159H105ZM143 160L145 161V158H143ZM149 160V159H148ZM155 160V159H154ZM154 160L152 159V161H153V163H154ZM158 160V161H159ZM169 160V159H168ZM199 160V159H198ZM200 160H201V158H200ZM254 160H253V162H254ZM56 161V160H55ZM92 161V160H91ZM118 161H119V157H118ZM157 161V160H156ZM157 161V162H158ZM178 161V160H177ZM181 161V160H180ZM193 161V160H192ZM202 161L204 162V160L202 159ZM201 161V162H202ZM37 162V164H39L38 163V161H36ZM96 162V161H95ZM151 162V161H150ZM157 162H155V163H157ZM160 162V161H159ZM187 162V161H186ZM250 164H249V163ZM256 162V161H255ZM54 163V162H53ZM56 163V162H55ZM63 163V162H62ZM62 163H60V164H62ZM94 163V162H93ZM101 163V162H100ZM148 165H150L148 162H146ZM145 163V164H146ZM162 163H166V162H162ZM178 163H180V162H178ZM185 163V162H184ZM189 163V162H188ZM191 163V162H190ZM205 163V162H204ZM35 162H34V166H35ZM50 164V163H49ZM59 164V165H60ZM102 164H104V163H102ZM102 164H100V165H102ZM119 164V163H118ZM144 164V165H145ZM168 164V163H167ZM194 164V163H193ZM197 163H195L194 164V167H192V168H195V165H196ZM200 164V163H199ZM203 164V163H202ZM206 164V163H205ZM52 164H50L49 166H51ZM147 165V166H148ZM160 165V164H159ZM158 165V166H159ZM169 165H170V163H169ZM182 165H183V163H182ZM181 165V166H182ZM185 165H186V163H185ZM184 165V166H185ZM191 165V164H190ZM39 166V165H38ZM104 166V165H103ZM154 166H156V165H154ZM157 166V167H158ZM165 166V165H164ZM176 166V165H175ZM197 166V165H196ZM205 166H207V165H205ZM36 167V166H35ZM47 167V166H46ZM46 167H45V169H46ZM53 168H54V166H52ZM52 167H51V170H52ZM59 167V166H58ZM101 167V166H100ZM99 167V168H100ZM150 167V166H149ZM152 167V166H151ZM160 168H162L161 167V165L159 166ZM158 167V168H159ZM169 167H171V165L169 166ZM169 167L167 166V168H168V170H169ZM198 167H199V165H198ZM258 167V166H257ZM43 168V167H42ZM48 168V167H47ZM62 167L60 166V169H61ZM96 169H98L97 167H95ZM157 168V169H158ZM167 168H166V170H167ZM174 168V167H173ZM44 169V170H45ZM58 169V168H57ZM95 169V170H96ZM163 169V168H162ZM170 169H172V167L170 168ZM175 169V168H174ZM254 169V168H253ZM49 170V169H48ZM50 170V171H51ZM56 170V169H55ZM59 170V169H58ZM103 170H105V169H103ZM134 170V169H133ZM163 170H165V167H164V169ZM205 170H206V168H205ZM43 171V170H42ZM49 171V172H50ZM71 172H72V170H70ZM100 171V170H99ZM162 171V170H161ZM177 171V170H176ZM175 171V172H176ZM52 172V171H51ZM55 172H57V171H55ZM100 172H102V171H100ZM99 172V173H100ZM163 172V171H162ZM172 172V171H171ZM202 172H203V170H202ZM256 171H254L253 173H255ZM44 173V172H43ZM58 173V172H57ZM70 173V172H69ZM97 173V172H96ZM155 173V172H154ZM52 174V173H51ZM54 174H56V173H54ZM95 174V173H94ZM148 174V173H147ZM171 174V173H170ZM200 174V173H199ZM256 174H258V173H256ZM44 175V174H43ZM57 175V174H56ZM63 175V174H62ZM98 175V174H97ZM101 175H102V173H101ZM149 175V174H148ZM151 175H153V173L151 174ZM164 175H166V174H164ZM55 176V175H54ZM54 176H53V178H54ZM58 176V175H57ZM65 176V175H64ZM95 176V175H94ZM106 176V175H105ZM154 176V175H153ZM209 176V177H208ZM98 177V176H97ZM101 177V176H100ZM110 177V176H109ZM144 177H146V176H144ZM152 177V176H151ZM42 178H44V177H42ZM41 178V179H42ZM51 178V175H50V177L48 178V180ZM105 178V177H104ZM131 178V177H130ZM147 178V177H146ZM160 178H162V177H160ZM208 178V179H207ZM260 178V177H259ZM40 179V178H39ZM45 179V178H44ZM131 179H133V178H131ZM149 179H150V177H149ZM167 179H169V178H167ZM191 179V178H190ZM262 179V178H261ZM53 180V179H52ZM69 179H67V181H68ZM71 181H72V179H70ZM97 180V179H96ZM135 180V179H134ZM163 180V179H162ZM264 180V179H263ZM50 181V180H49ZM102 181V180H101ZM104 181H105V179H104ZM137 181V180H136ZM147 181V180H146ZM151 181H154V180H151ZM156 181V180H155ZM159 181V180H158ZM165 181V180H164ZM260 181V180H259ZM43 182H45L44 180H43ZM42 182V183H43ZM47 182V181H46ZM51 182V181H50ZM95 182V181H94ZM103 182V181H102ZM116 182H117V179L114 177V176H112V186H114V187H116ZM141 182V181H140ZM143 182H145V181H143ZM142 182V183H143ZM148 182V181H147ZM176 182V181H175ZM198 182V181H197ZM205 182V183H204ZM261 182H262V180H261ZM40 183H41V180H40ZM54 183V182H53ZM91 183V182H90ZM105 183V182H104ZM154 182H152V184H153ZM160 183V182H159ZM163 183V182H162ZM178 183V182H177ZM44 184V183H43ZM69 184V183H68ZM68 184H66L67 186H69V188H70V185H68ZM151 184V183H150ZM158 184V183H157ZM156 183H155V186L157 185ZM165 184V183H164ZM180 184V183H179ZM118 185V184H117ZM138 185V184H137ZM145 185V184H144ZM264 185V184H263ZM39 186H40V184H39ZM104 186V185H103ZM139 186V185H138ZM151 186V185H150ZM154 186V185H153ZM166 186H167V184H166ZM41 188L43 187L42 185L40 186ZM44 187H45V185H44ZM47 187V186H46ZM51 187V186H50ZM56 187V186H55ZM98 187V186H97ZM158 187H159V185H158ZM260 187V186H259ZM262 187V186H261ZM101 188H103V187H101ZM117 188V187H116ZM115 188V189H116ZM162 188V187H161ZM53 189H55V188H53ZM68 189V188H67ZM104 189V188H103ZM147 189V188H146ZM152 189V188H151ZM169 189V188H168ZM173 189V188H172ZM172 189H171V191H172ZM66 190V189H65ZM160 190V189H159ZM158 190V191H159ZM255 190V189H254ZM262 190V189H261ZM264 190V189H263ZM50 191H52V190H50ZM50 191H49V194H50ZM68 191H70V190H68ZM102 191V190H101ZM157 191V190H156ZM155 191V192H156ZM170 191V190H169ZM53 192V191H52ZM55 192V191H54ZM53 192V193H54ZM71 192V194L73 193L72 191H70ZM150 192V191H149ZM151 192H153V190L151 191ZM172 192H174V191H172ZM238 192H239V190H238ZM246 192V193H247ZM252 192V191H251ZM260 192V191H259ZM56 193V192H55ZM53 194V196L54 195H56V194ZM68 193V192H67ZM100 193V192H99ZM147 193V192H146ZM159 193V192H158ZM170 193V192H169ZM52 194V193H51ZM104 194V193H103ZM103 194H101L102 196H103ZM117 194V193H116ZM129 194V193H128ZM152 194V193H151ZM155 194V193H154ZM164 194V193H163ZM65 195V194H64ZM68 195V194H67ZM115 195V194H114ZM126 195V194H125ZM146 195V194H145ZM158 195V194H157ZM240 195V194H239ZM244 195V194H243ZM47 196V195H46ZM71 196V195H70ZM132 196V195H131ZM156 196V195H155ZM159 196V195H158ZM242 195H240V197H241ZM74 197V196H73ZM137 197H140L141 199L142 198H144V197H142V196H137ZM146 197V196H145ZM148 197V196H147ZM163 197V196H162ZM248 197V196H247ZM48 198H50L49 196H48ZM52 198V197H51ZM54 198H56V197H54ZM53 198V199H54ZM76 198V197H75ZM113 198H115L114 196H113ZM133 198V197H132ZM149 198V197H148ZM169 198V197H168ZM170 198H172V197H170ZM238 198V199H237ZM243 198V197H242ZM250 198V197H249ZM53 199H52V201H53ZM108 199V198H107ZM130 199V198H129ZM133 199H136L135 198V196H134V198ZM175 199V198H174ZM74 200H76V199H74L73 198V202H74ZM106 200V199H105ZM131 200V199H130ZM137 200V199H136ZM139 200V199H138ZM137 200V201H138ZM144 200H145V198H144ZM143 200V201H144ZM149 200H152L151 199V197L149 198ZM159 200L160 201H162L161 199H160V197H159ZM173 200V199H172ZM237 201L236 203L237 204H234V201ZM240 200V199H239ZM54 201H55V199H54ZM135 201V200H134ZM133 201V202H134ZM140 201V200H139ZM156 201H158V200H156ZM166 202H167V200H165ZM51 202V201H50ZM49 202V203H50ZM132 202V201H131ZM147 202H149V204H150V201H147ZM162 202H164V201H162ZM166 202H164V203H166ZM53 203V202H52ZM69 203H71V202H69ZM77 203H78V201H77ZM77 203H74V204H77ZM80 203V202H79ZM78 203V204H79ZM134 203H136V201L134 202ZM151 203H152V201H151ZM153 203H154V201H153ZM176 203V202H175ZM73 204V205H74ZM80 204H82V203H80ZM80 204H79V206H80ZM132 204V203H131ZM148 204V205H149ZM157 204V203H156ZM47 205V204H46ZM50 205H52V204H50ZM104 205H105V203H104ZM140 205H142V203L140 204ZM152 205V204H151ZM176 205V204H175ZM53 206V205H52ZM71 206V205H70ZM82 206V205H81ZM80 206V207H81ZM120 206V205H119ZM135 206V205H134ZM146 206V205H145ZM150 206V205H149ZM159 206V205H158ZM41 207V206H40ZM39 207V208H40ZM51 207V206H50ZM74 207V206H73ZM139 207V206H138ZM179 207H181V205L179 206ZM66 208V207H65ZM83 207H81V209H82ZM136 208V207H135ZM142 208V207H141ZM140 207H139V209H141ZM149 208V207H148ZM151 208V207H150ZM157 208V207H156ZM160 208V207H159ZM145 209H146V207H145ZM161 209V208H160ZM183 209V208H182ZM181 209V210H182ZM248 210H249V208H247ZM40 210V209H39ZM119 210H120V207H119ZM141 210H143V209H141ZM36 211V210H35ZM127 211V210H126ZM112 212V211H111ZM120 212V211H119ZM182 212V211H181ZM167 213V212H166ZM169 213V212H168ZM173 213H175V211H173ZM171 214V213H170ZM181 214V213H180ZM109 215V214H108ZM133 215H135V213L133 214ZM169 215V214H168ZM252 215V214H251ZM112 216V215H111ZM128 216H131V214L129 215L128 214ZM181 216V215H180ZM179 216V217H180ZM105 217V216H104ZM110 217V216H109ZM178 217V216H177ZM252 217V216H251ZM250 217V218H251ZM134 218V217H133ZM139 218V217H138ZM57 219V218H56ZM55 219V220H56ZM118 219V218H117ZM125 219V218H124ZM55 220H52L53 222H55ZM58 220V219H57ZM100 220V219H99ZM104 220H106V219H104ZM131 219H129V221H130ZM134 220H136V216H135V219ZM137 220H139V219H137ZM137 220L135 221L136 223H137ZM168 220H170V219H168ZM60 221V220H59ZM100 221H102V220H100ZM125 221V220H124ZM252 221V220H251ZM131 222V221H130ZM170 222V221H169ZM176 222V221H175ZM246 222V221H245ZM51 223V222H50ZM50 223L48 224V223H46V224H48L49 226H50ZM132 223H134V221H132ZM138 223H140V222H138ZM167 223V222H166ZM264 223V222H263ZM104 224V223H103ZM162 224V223H161ZM258 224V223H257ZM41 225H43V224H41ZM48 225H46V227L48 226ZM52 225H53V223H52ZM51 225V226H52ZM129 225V224H128ZM168 225V224H167ZM243 225H245V224H243ZM262 225V224H261ZM38 226V229H40L39 228V226H40V224L39 225H37ZM113 226V225H112ZM174 226V225H173ZM249 226H252V225H249ZM264 226V225H263ZM263 226H261L260 228H262ZM42 227V226H41ZM44 227H45V225H44ZM45 227V228H46ZM103 227V226H102ZM138 227H140V226H138ZM141 227H142V225H141ZM174 227V228H175ZM242 227V226H241ZM244 227H247L246 225L244 226ZM48 228V227H47ZM57 228V227H56ZM105 228V227H104ZM175 228V229H176ZM254 228V227H253ZM252 228V229H253ZM259 227H258V229H260ZM34 229H37V227H35ZM43 229V228H42ZM49 229H51V227L49 228ZM143 229V228H142ZM240 229H242V228H240L239 227V230ZM247 229V228H246ZM41 230V229H40ZM39 230V231H40ZM58 230V229H57ZM70 230V229H69ZM119 230H121V229H119ZM136 230H137V228H136ZM256 230V229H255ZM37 231V230H36ZM35 231V232H36ZM47 231V230H46ZM132 231V230H131ZM130 231V232H131ZM139 231V230H138ZM232 231V230H231ZM230 231V232H231ZM257 231H259V230H257ZM34 232V233H35ZM55 232V231H54ZM53 232V233H54ZM57 232V231H56ZM67 232V231H66ZM117 232H118V230H117ZM121 232V231H120ZM119 232V233H120ZM176 232H178V230H176ZM224 234H223V233ZM122 233V232H121ZM143 233V232H142ZM45 234V233H44ZM103 234V233H102ZM145 234H146V232H145ZM41 235H43V234H41ZM41 235H39V239H40V236ZM52 234H50V236H51ZM66 235V234H65ZM72 235V234H71ZM70 235V236H71ZM144 235V234H143ZM49 236V235H48ZM62 236V235H61ZM69 236V237H70ZM147 236H148V234H147ZM33 237H35V236H33ZM33 237H30V238H33ZM63 237H65V236H63ZM69 237H68V239H69ZM151 237V236H150ZM129 238V237H128ZM153 238V237H152ZM35 239H37V237L35 238ZM39 239H37V241L39 240ZM44 239V238H43ZM103 239V238H102ZM130 239H131V237H130ZM136 239H138V238H136ZM154 239V238H153ZM210 239V240H211ZM31 240V239H30ZM132 240V239H131ZM139 241H140V239H138ZM137 240V241H138ZM143 240V239H142ZM219 240V239H218ZM33 241V239L31 240V242ZM35 241V240H34ZM34 241L32 242L33 244H35L36 245V243H34ZM68 241V240H67ZM66 241V242H67ZM135 242H137L136 240H134ZM138 241V242H139ZM36 242V241H35ZM39 242L40 243H42L41 242V240L40 241H38L37 243L39 244ZM140 242H142V241H140ZM211 242V241H210ZM134 243V242H133ZM143 243H145L144 241H143ZM179 243V242H178ZM37 244V245H38ZM67 244V243H66ZM110 244V243H109ZM209 244V243H208ZM212 244V245H213ZM42 245V244H41ZM129 245H132V244H129ZM135 245L136 244H134V247H135ZM141 245V244H140ZM211 245V246H212ZM126 246H128V245H126ZM137 246V245H136ZM142 246V245H141ZM141 246H140V248H141ZM150 246V245H149ZM206 246H207V244H206ZM63 247V246H62ZM129 247V246H128ZM145 247V246H144ZM147 247V246H146ZM208 247V246H207ZM206 247V248H207ZM216 247H217V245H215L214 247H213V249H212V252H204V250H203V254H201V255H203V258L204 259H206L204 262H206V264H212V257H214V256H212V253H213V251H216V250H218V249H216ZM64 248H65V246H64ZM125 248V247H124ZM133 248V247H132ZM139 248V247H138ZM210 248V247H209ZM61 249H63V248H61ZM137 249V248H136ZM136 249H133V250H135L136 251ZM142 249H143V247H142ZM144 249H146V248H144ZM158 249V248H157ZM148 250V249H147ZM211 250V249H210ZM126 251V250H125ZM140 251H142V250H140ZM145 251V250H144ZM62 252V251H61ZM137 252V251H136ZM155 251L153 250V252H152V254L154 253ZM200 252V251H199ZM202 252V251H201ZM139 253V252H138ZM137 253V254H138ZM192 253H194V252H192ZM198 253V252H197ZM28 254V253H27ZM148 254H150V252L148 253ZM155 254V253H154ZM186 254V253H185ZM196 254V253H195ZM194 254V255H195ZM200 254V253H199ZM199 254H197V255H199ZM30 255V254H29ZM145 255V254H144ZM151 255V254H150ZM187 255H188V253H187ZM261 255H263L262 253H261ZM26 256V255H25ZM100 256V255H99ZM185 256V255H184ZM190 256H192L191 254H190ZM182 257V256H181ZM101 258V257H100ZM188 258V257H187ZM192 258H193V256H192ZM192 258L190 259L191 261H192ZM201 258V257H197V261L199 260V259ZM128 259V258H127ZM155 259V258H154ZM184 259V258H183ZM214 259H215V257H214ZM26 260V259H25ZM30 260V259H29ZM146 260V259H145ZM27 261V260H26ZM186 261H187V259H186ZM200 261V260H199ZM202 261V260H201ZM215 260H213V262H214ZM137 262V261H136ZM182 262V261H181ZM189 262V261H188ZM203 262V261H202ZM100 263V262H99ZM153 263V262H152ZM186 264V263H185ZM187 264H190V263H187ZM194 264V263H193ZM198 264H200V263H198ZM214 264V263H213Z\"/></svg>","mask_w":264,"mask_h":264}]
</instances>
